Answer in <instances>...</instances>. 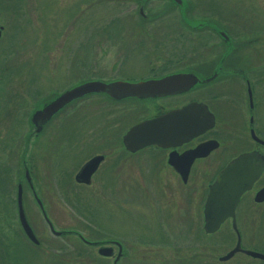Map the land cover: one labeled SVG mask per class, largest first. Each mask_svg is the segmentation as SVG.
<instances>
[{"label": "flooded vegetation", "instance_id": "1", "mask_svg": "<svg viewBox=\"0 0 264 264\" xmlns=\"http://www.w3.org/2000/svg\"><path fill=\"white\" fill-rule=\"evenodd\" d=\"M169 12H171V27H169L171 29L158 31V39H160L161 34H167L168 45L173 50L171 60L167 62L168 71L157 74L149 73L144 77L137 78L120 76L106 79L98 77L88 79L106 82L121 79L134 82L158 79L167 75L187 77L171 81L170 94L148 97L131 96L118 100L112 99L104 93L90 94L61 108L43 125L39 132H36L31 121L37 104L26 113L25 118L17 116L14 102L16 75L12 71L13 66L10 62L12 58L8 55L0 59V157L5 156V159L9 161V156L15 155L17 143L14 130L18 125L27 128L26 133L18 141L20 142L18 145L21 146L17 150L20 152V168L12 167L11 164L7 167L4 160L0 162V212L4 213L6 209L7 216L11 220L9 223L11 226L7 228L8 233L4 235L2 232L0 233V264H17L18 260L22 258L21 249L33 250L35 253L36 251L39 252L38 250L48 252V249H45L46 242L40 238L28 218L26 211L27 194L32 196L53 237L73 236L79 243L92 248L90 254L96 252L100 258L109 259L111 264H129L127 261L129 259V244L125 237H106L96 235V233L84 234L79 228H57L54 220L48 215L46 199L43 192L39 191L38 183L35 181L39 177L38 155L47 157L52 154L56 155L54 158L57 159L58 156H62L59 151L68 149L69 145L76 146L78 151H83L88 147L87 144L80 145L79 137L75 136L77 128L75 132L72 131V134L69 135L64 132V127L77 120L74 119L77 118L74 117L76 108L80 101L88 99L90 96H100L115 107H133V109L140 111V118L135 120L120 137L100 138V142L95 141L98 145L95 151L90 153L84 162L74 166L75 170L64 174L58 181L59 184L54 185L55 190L69 191L75 187H94L93 191L106 192L111 185H113L112 188L116 187L113 183V177H117V175L120 177V189L127 188L128 171L126 173L125 169L127 170L131 165H134L135 168L131 170V176L140 178L137 187L141 188L142 201L139 203L142 206H147L149 211L147 213L143 211L146 216L143 215L141 220H144L139 223V227L142 229H140V234L137 237V256L133 261L136 264H146L148 261L150 263L161 261V264H171V237H173L171 234V181L166 184V189L159 184L160 189L155 190L153 185L160 176L176 177L184 185L188 183L191 177H201V179H205L204 184L200 183L198 189L194 187L199 191V200L184 201L178 208L177 215L184 220L187 217L192 220V227L190 224L186 225L184 236L189 239L192 237L200 240L204 236L215 235L222 227H229V235L234 243L226 253L218 257V260L220 262L234 260V264H264V32L255 34V31L261 32L255 30V25H257L255 20L251 26L254 35L239 40L232 36L227 21L218 15L215 18L205 15L195 18L194 9L189 8L186 11V16L183 17L181 10L177 7H172ZM14 16L16 17L17 14ZM162 16L153 20H160L163 18ZM192 19H199L201 22L198 24L190 23L189 21ZM153 20L144 21L139 17L138 22L140 23L136 27L140 30H150L149 24ZM250 22L252 23V21ZM5 31L6 25L0 23V48L6 43ZM203 35H211L216 38L214 44L218 50L215 54L196 61H192L190 56H175L176 49L185 48L192 39ZM151 66H157V64H151ZM155 68L159 70L158 66L151 67L149 70L155 72ZM187 75L195 76L196 82L190 83L192 76ZM33 80L32 77L31 82ZM79 82L77 81L70 86ZM65 89L53 90L49 96H56ZM49 96L42 98L41 101ZM186 107H189L190 111L187 110L184 116L185 121L183 118L179 119V124L174 129L175 136L169 145L150 144L131 151L124 144L123 136L131 126L166 112H175ZM70 110L73 113L71 119L69 121L63 120L62 116ZM186 119L189 129L184 126ZM192 123L197 124L195 129L192 128ZM59 126H62L61 132L57 135V127ZM52 129L55 130L50 134ZM43 139L51 141L44 143ZM203 144L206 146L193 155L194 150ZM113 145L116 150L113 149ZM244 155L248 159L242 161L241 157ZM96 156L100 158L95 170L88 177V181H79L76 177L77 173L86 162ZM235 160H237V167L240 165L244 172L251 168L256 172L262 164L263 167L250 187L240 195L235 204L233 215L225 218L216 231L207 232L204 226L205 205L209 187L219 173L231 161ZM51 161L46 167L51 169L55 166L56 168L57 163L54 161L51 163ZM27 176L30 177L31 182L28 181ZM19 183L22 189L23 210L38 242H34L28 237L19 221L17 209ZM166 196H168L166 202L160 201V198ZM123 197L127 202V193ZM37 198L41 202L47 218L44 216ZM165 209H168L167 216ZM189 209L191 214L188 213ZM191 209H193V213ZM148 217L152 218L151 221L148 220ZM15 219L20 232L18 241L15 238ZM50 225L55 231L51 230ZM62 231H66V233H57ZM223 235L227 236L225 233ZM165 242L169 252L167 259L162 258L161 260L158 258V252L161 250L157 246L162 245L164 247ZM236 246L238 249L230 258L220 259ZM102 248L110 250V255L100 254L99 250ZM247 251L251 253H247ZM78 254L80 252L75 250L74 255ZM63 258L64 256L61 259L63 260ZM133 261L130 264H133ZM180 262L179 264H199L198 261H193L191 258H185L184 262L182 260Z\"/></svg>", "mask_w": 264, "mask_h": 264}, {"label": "rangeland", "instance_id": "2", "mask_svg": "<svg viewBox=\"0 0 264 264\" xmlns=\"http://www.w3.org/2000/svg\"><path fill=\"white\" fill-rule=\"evenodd\" d=\"M140 1L0 0V23L6 25V43L0 48V59L8 55L12 58L10 61L13 66L12 71L16 75L14 102L17 116L25 118L26 113L42 98L49 96L51 91L65 89L77 81L94 77L137 78L149 73L168 71L167 62L171 60L173 50L168 45L167 34H161L158 39V31L171 29L169 28L171 3L169 0H145V14L154 16L164 12L165 16L160 20H153L149 24L150 30H140L136 27L140 23L137 16ZM187 1L190 8L194 9L195 18L200 15L215 18L218 15L227 21L232 36L239 40L254 35L251 26L255 20L257 24L255 30L261 31H255V34L264 32V0ZM187 9H180L182 16L184 14L183 17L187 14ZM14 14L17 16L15 17ZM158 40L160 41L157 42ZM215 40L216 38L211 35L192 39L185 48L176 49L175 56H190L192 61L211 57L218 50L214 44ZM155 41L157 43H154ZM151 64H157L159 70L155 68V72H151L149 70L151 67H157ZM32 77L33 82H31ZM74 114L76 115L74 117H77L74 119L77 120L65 126L64 132L70 135L77 128L75 136L79 137L80 145L87 144L88 147L78 151L76 146L69 145L68 149L59 151L62 156H58L57 159L54 158L56 155L52 154L47 157L38 155L39 177L35 181L46 199L48 215L54 220L57 228H79L84 234L125 237L129 244L127 261L130 264L137 256L136 242L142 229L139 223L149 211L147 206L139 203L142 201L141 188L137 187L140 178L131 176L134 165L125 169L126 173L128 171L127 188L120 189L119 175L113 177L115 189L111 185V189L106 192L93 191L94 187H75L69 191H57L54 185L59 184L58 181L64 174L72 172L74 166L84 162L88 155L95 151L100 138L120 137L135 120L140 118L141 113L133 107H115L100 96H90L80 101ZM72 116L70 110L62 118L69 121ZM61 127H57V135L60 134ZM54 130L52 129L50 134ZM26 131L27 128L19 125L15 128L17 143L15 155L11 154L9 161L5 156L0 157V162L4 160L7 167L11 164L12 167L20 168V152L17 150L21 146L18 145L20 144L18 141ZM50 141L43 139L44 143ZM113 149L116 150L114 145ZM45 158H47L46 162H44ZM51 159L57 163L56 168L46 167ZM170 181L171 234L174 237H171V264H179L181 260L184 262L185 258H191L199 264H234V260L227 262L218 260V257L226 253L234 243L229 235V227H222L215 235L204 236L200 240L184 236L185 227L189 224L192 227V220L188 217L184 220L177 215L178 208L184 201L199 200L197 189L200 188V183L204 184L205 179L194 176L184 185L176 177L160 176L156 179L153 189H160L159 184L166 189V184ZM125 193L128 195L127 202L123 197ZM167 200L168 196L160 198V201ZM167 210L165 209L166 216ZM26 211L32 226L46 242L45 249L47 248L48 252L38 250L39 252L35 253L33 250L21 249L22 258L17 264H111L109 259L100 258L96 252L90 254L92 248L79 243L73 236L53 237L38 206L28 194ZM191 211L193 213V209ZM188 213L191 214L190 209ZM151 219L148 217L149 221ZM10 222L6 209L4 213L0 212V233L2 232L3 235L8 233ZM14 223L15 238L18 241L20 232L16 219ZM224 233L227 236L223 235ZM163 246H157L161 250L158 252V258L166 260L169 249L166 242ZM75 250L80 254L74 255ZM133 262L136 264L135 261ZM155 263L161 264V261ZM155 263L148 261L146 264Z\"/></svg>", "mask_w": 264, "mask_h": 264}, {"label": "water", "instance_id": "3", "mask_svg": "<svg viewBox=\"0 0 264 264\" xmlns=\"http://www.w3.org/2000/svg\"><path fill=\"white\" fill-rule=\"evenodd\" d=\"M169 1L172 7L178 8L179 6L180 9L190 8L187 0ZM145 5V0H141L139 2V8L137 10L138 16L144 21L148 19H156L162 16L164 13L161 12L155 14L154 16L151 14H145ZM189 22L198 24L201 22V20H198V22H194V20ZM187 76H192L190 79V83L194 84L196 82L197 78L195 76ZM181 78L187 77L180 75H167L158 79H149L134 82L121 79H117L111 82H106L104 80L98 79L83 80L65 89L60 94H57L56 96L51 95L47 99H44L39 102L33 111L31 121L35 126L36 132H39L43 125L47 121H49L50 118L55 115L61 108L78 98H82L84 96H88L90 94L95 93H104L109 95L112 99L117 100L131 96L148 97L154 95L170 94L171 81L179 80ZM187 110H189V107L175 112H166L162 115L146 119L131 126L123 136L124 144L131 151H135L143 146L150 144H156L159 146L169 145V143L175 136L174 129L176 125L179 124V119L183 118V121H185L184 116ZM196 125L197 124L192 123V128L195 129ZM184 126H186L187 129L190 128L189 126H187V119L186 124ZM204 146L206 145L203 144L199 148L194 150L193 155H195L196 151L202 149ZM246 157L247 156L245 155L242 156L241 158L243 160H241H247L248 157ZM99 158V156L93 157L82 166L76 176L79 181H88V177L95 170ZM262 167L263 164L256 172H254L252 168L244 172L240 165H238L237 167V160H235L231 161L219 173V175L215 178L214 182L209 187V193L205 205L204 227L207 232L216 231L219 228L220 223L225 218L233 215L235 204L238 201L240 195L250 187L252 181L259 175ZM27 178L28 181L31 182L30 177L27 176ZM21 193L22 189L21 184L19 183L17 190V209L20 224L25 233L28 235V237L34 242H38L33 232V229L29 225L25 216L21 201ZM38 202L40 208L43 210L44 216L47 218L46 214L44 213V209L41 202L39 200ZM51 230L55 231L52 226ZM57 233H66V231ZM237 249L238 246H236V248L228 252L225 256L221 257L220 259L226 260L230 258ZM99 253L102 255H110V250L102 248L99 250ZM247 253L251 252L247 251Z\"/></svg>", "mask_w": 264, "mask_h": 264}]
</instances>
